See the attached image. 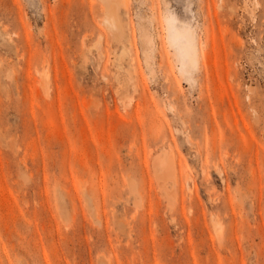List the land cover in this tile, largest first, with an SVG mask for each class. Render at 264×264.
<instances>
[{
	"label": "rangeland",
	"instance_id": "obj_1",
	"mask_svg": "<svg viewBox=\"0 0 264 264\" xmlns=\"http://www.w3.org/2000/svg\"><path fill=\"white\" fill-rule=\"evenodd\" d=\"M113 1L0 0V264H264V0Z\"/></svg>",
	"mask_w": 264,
	"mask_h": 264
},
{
	"label": "bare ground",
	"instance_id": "obj_2",
	"mask_svg": "<svg viewBox=\"0 0 264 264\" xmlns=\"http://www.w3.org/2000/svg\"><path fill=\"white\" fill-rule=\"evenodd\" d=\"M102 2L106 7V11L108 12V18L106 19L107 22L115 32L121 34L122 27L120 24L119 17L117 15V3L113 0H102ZM123 3L126 4L125 2ZM166 25L168 30H173L172 22L169 19L166 20ZM180 39H184V42L181 43L179 47L180 54L184 55L187 58L190 65H195L198 60V50L195 45L196 36L194 31L191 28H182L181 30H174L173 40L176 41ZM143 43L145 46L144 54L146 57H148V48L152 46L150 38H145ZM152 164L156 170L161 171L164 174L166 173L168 175V173H174L173 162L166 157H162V155H157L154 158Z\"/></svg>",
	"mask_w": 264,
	"mask_h": 264
}]
</instances>
